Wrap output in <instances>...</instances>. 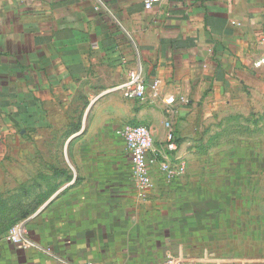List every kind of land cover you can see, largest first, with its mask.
<instances>
[{"label":"crops","instance_id":"1","mask_svg":"<svg viewBox=\"0 0 264 264\" xmlns=\"http://www.w3.org/2000/svg\"><path fill=\"white\" fill-rule=\"evenodd\" d=\"M145 1L0 0V171L11 141L27 137V175L0 174V205L25 202L41 247L23 250L6 231L0 264H237L185 255L205 241L181 243L170 227L120 222L119 182L95 161H72L71 175L60 158L84 132H75L84 103L98 135L120 139L119 127L146 125L165 142V100L184 96L189 103L173 107L180 147L179 135L201 129L198 117L264 102V65L255 66L264 58V0H162L150 10ZM139 65L148 83L161 81L157 96L112 91ZM85 165L96 169L90 177Z\"/></svg>","mask_w":264,"mask_h":264},{"label":"rangeland","instance_id":"2","mask_svg":"<svg viewBox=\"0 0 264 264\" xmlns=\"http://www.w3.org/2000/svg\"><path fill=\"white\" fill-rule=\"evenodd\" d=\"M89 106L84 103L75 124V132L84 129L83 134L60 158L67 161L71 175H75L72 161H95L104 175L110 174L119 182L121 188L115 190L114 199L116 219L130 227H179L177 236L172 234L181 243L205 241L206 248L198 245L195 250L184 251L185 255L207 253L216 259H237V264H264V102L249 103V110L243 104L237 113L224 114V108L223 115L213 112L203 122L198 117L196 123L201 129L191 136L179 135L183 145L176 154L168 151L166 138L165 142L160 141L162 136L153 138L150 156L172 167L178 165V156L185 163V171L167 179L156 168L155 189L144 199L131 181L124 142L113 134H96L92 110L87 113ZM226 107L228 112L231 106ZM203 110L199 107L200 114ZM212 110L211 105L209 113ZM26 138L16 136L11 141L13 147L5 154L0 174L27 175ZM95 170L82 166V175L90 177ZM23 202L16 206L11 200L4 207L2 202L1 223L9 218L27 222L28 217H24L29 210Z\"/></svg>","mask_w":264,"mask_h":264},{"label":"built area","instance_id":"3","mask_svg":"<svg viewBox=\"0 0 264 264\" xmlns=\"http://www.w3.org/2000/svg\"><path fill=\"white\" fill-rule=\"evenodd\" d=\"M162 0H146L145 8L150 10L156 3ZM101 2V1H100ZM264 65V58L255 64L256 67ZM162 83L155 80L152 84L145 79L142 67L139 65L132 70L126 81L120 84L112 91H119L127 100H143L150 91L154 96L160 92ZM167 120L165 122L167 149L171 154H176L179 149L177 133L173 119V107L176 103L188 104V100L181 96L178 99L169 97L165 100ZM116 135L124 142L129 152L131 162V177L138 196L141 199L146 198L155 189L154 170L156 166L164 173L167 179H173L185 171V163L178 156L175 160L178 165L172 167L165 163H158L156 159L150 156L153 147V133L146 125L126 124L116 130ZM5 239L15 245L20 246L23 250L40 249L41 247L31 239L27 222H20L14 225L5 236Z\"/></svg>","mask_w":264,"mask_h":264},{"label":"trees","instance_id":"4","mask_svg":"<svg viewBox=\"0 0 264 264\" xmlns=\"http://www.w3.org/2000/svg\"><path fill=\"white\" fill-rule=\"evenodd\" d=\"M179 143V142H178ZM30 216V212H28V215L27 216H25L24 218L26 219L27 217H29ZM17 220L16 219H11V218H9V219H7V220H5L4 222H3V224L2 223H0V235H2V234H4V232H6V233H8V231L14 226V225H16L17 224V222H16ZM5 227V228H4ZM173 228V227H172ZM182 228H184V227H182ZM191 227H186V228H184V229H190ZM169 231V230H168ZM178 231H179V227H174V229H172L171 231H169L168 232V237H170V234H171V232L172 233H175V235L178 233ZM177 236V235H176ZM175 236V237H176ZM174 237V238H175ZM172 238H173V234H172Z\"/></svg>","mask_w":264,"mask_h":264},{"label":"water","instance_id":"5","mask_svg":"<svg viewBox=\"0 0 264 264\" xmlns=\"http://www.w3.org/2000/svg\"><path fill=\"white\" fill-rule=\"evenodd\" d=\"M75 137L70 138V140L68 141V144L74 139Z\"/></svg>","mask_w":264,"mask_h":264},{"label":"bare ground","instance_id":"6","mask_svg":"<svg viewBox=\"0 0 264 264\" xmlns=\"http://www.w3.org/2000/svg\"><path fill=\"white\" fill-rule=\"evenodd\" d=\"M89 111V110H88ZM88 113V112H87Z\"/></svg>","mask_w":264,"mask_h":264}]
</instances>
